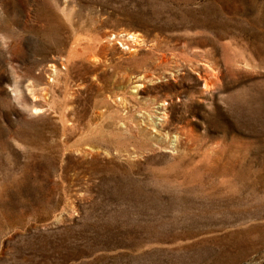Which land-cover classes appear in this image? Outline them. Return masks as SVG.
<instances>
[{"label": "rangeland", "instance_id": "obj_1", "mask_svg": "<svg viewBox=\"0 0 264 264\" xmlns=\"http://www.w3.org/2000/svg\"><path fill=\"white\" fill-rule=\"evenodd\" d=\"M0 264H264V0H0Z\"/></svg>", "mask_w": 264, "mask_h": 264}, {"label": "bare ground", "instance_id": "obj_2", "mask_svg": "<svg viewBox=\"0 0 264 264\" xmlns=\"http://www.w3.org/2000/svg\"><path fill=\"white\" fill-rule=\"evenodd\" d=\"M162 114H164V113H162Z\"/></svg>", "mask_w": 264, "mask_h": 264}]
</instances>
